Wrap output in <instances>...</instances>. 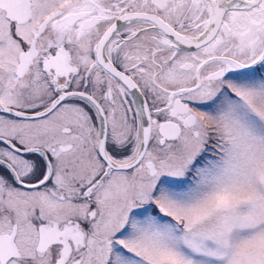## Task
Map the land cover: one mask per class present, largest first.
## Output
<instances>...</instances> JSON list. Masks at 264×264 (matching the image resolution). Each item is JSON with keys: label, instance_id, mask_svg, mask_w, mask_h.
I'll return each instance as SVG.
<instances>
[{"label": "snow or ice", "instance_id": "1", "mask_svg": "<svg viewBox=\"0 0 264 264\" xmlns=\"http://www.w3.org/2000/svg\"><path fill=\"white\" fill-rule=\"evenodd\" d=\"M0 264H264V0H0Z\"/></svg>", "mask_w": 264, "mask_h": 264}]
</instances>
